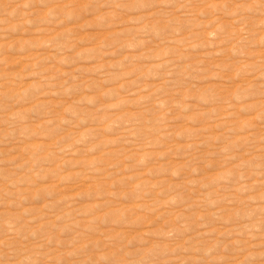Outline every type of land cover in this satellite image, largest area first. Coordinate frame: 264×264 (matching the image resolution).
Segmentation results:
<instances>
[{
  "label": "rangeland",
  "instance_id": "374dc122",
  "mask_svg": "<svg viewBox=\"0 0 264 264\" xmlns=\"http://www.w3.org/2000/svg\"><path fill=\"white\" fill-rule=\"evenodd\" d=\"M0 264H264V0H0Z\"/></svg>",
  "mask_w": 264,
  "mask_h": 264
}]
</instances>
